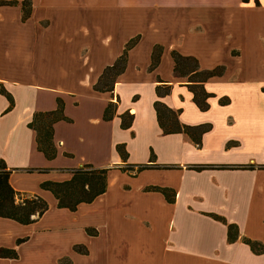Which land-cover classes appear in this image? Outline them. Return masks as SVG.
<instances>
[{
    "label": "crops",
    "instance_id": "0c3cea01",
    "mask_svg": "<svg viewBox=\"0 0 264 264\" xmlns=\"http://www.w3.org/2000/svg\"><path fill=\"white\" fill-rule=\"evenodd\" d=\"M138 37L113 91L97 90ZM174 52L215 73L190 82L194 73H175ZM192 86L212 95L207 111ZM158 88L170 93L160 98ZM58 100L67 120L54 124L48 160L28 125ZM158 100L182 127L210 126L201 145L163 134ZM110 103L116 113L105 122ZM126 114L133 123L122 129ZM1 161L12 187L49 210L31 225L0 218V249L18 254L0 264H264L244 243L264 246V169H217L264 166V0H0ZM88 165L109 170L107 191L75 212L58 208L41 185ZM145 165L157 167L139 172ZM207 166L215 168L192 169ZM212 215L238 226L237 242Z\"/></svg>",
    "mask_w": 264,
    "mask_h": 264
},
{
    "label": "trees",
    "instance_id": "16d2710c",
    "mask_svg": "<svg viewBox=\"0 0 264 264\" xmlns=\"http://www.w3.org/2000/svg\"><path fill=\"white\" fill-rule=\"evenodd\" d=\"M243 3H249L250 0H242ZM17 2H9V4H16ZM25 6V5H24ZM25 16L28 10L24 8ZM140 38L132 40L128 43L123 56L116 61V63L107 68L102 75L97 90L100 91H113L116 79L123 72L126 61L128 50L139 42ZM162 53V47L156 46L153 52L152 58V70L158 65L160 54ZM175 60V73L179 76L190 75V82L196 79L207 80L215 72H199L198 62L194 58L182 57L178 53H173ZM192 79V81H191ZM194 92V100L201 111H207L209 105L207 100L212 97L211 94L206 93L202 86H192ZM1 93L7 97L10 101L11 110L14 106V100L12 96L6 92L2 87ZM170 93V88H158L157 94L160 98L165 97ZM227 99L222 100V104H226ZM155 110L157 112L158 122L163 131L164 135L186 133L192 140L197 144L201 145V139L203 134L210 129V126L204 125L199 128L195 127H182L178 120V113L170 110L159 100L155 102ZM64 105L61 100H58V107L52 112H38L33 116L32 121L28 125L30 129L36 132V141L38 150L44 154L48 160H53L57 155V149L54 144V124L60 120H67L63 113ZM116 113V105L110 103L103 115L105 122L112 121ZM122 129H129L133 123V116L126 114L122 116ZM118 152L121 154L123 159L127 158V153L124 145L117 147ZM149 167L157 166H140L138 171H144ZM214 166L207 167H195L197 171L214 169ZM217 169H242V170H256L264 169V166L246 165L241 167H217ZM124 171H132V168L127 167ZM108 169H95L93 166H84L79 169H75L71 172V179L65 182H45L41 185L43 190L51 192L58 204L57 207L60 209H69L75 212L78 206L82 203H92L97 197L103 195L107 191L108 187ZM12 171L8 170L7 165L4 161L0 162V218L10 219L16 221L21 225H31L36 223L42 218L49 210L48 202L38 196H30L17 192L10 183ZM158 190V189H156ZM159 191V190H158ZM164 192V191H163ZM212 217L218 221L223 222L227 225L228 229V242L235 243L239 239V228L235 224H229L225 219L212 215ZM90 232V230H88ZM91 233V232H90ZM26 240H18L17 245H21ZM244 243L249 245L252 252L255 254H264V246L257 241L250 239H244ZM75 250L78 253L87 254L88 252L82 246H75ZM0 258L17 259L18 254L16 250L11 249H0Z\"/></svg>",
    "mask_w": 264,
    "mask_h": 264
},
{
    "label": "rangeland",
    "instance_id": "374dc122",
    "mask_svg": "<svg viewBox=\"0 0 264 264\" xmlns=\"http://www.w3.org/2000/svg\"><path fill=\"white\" fill-rule=\"evenodd\" d=\"M71 177H72V175H71ZM70 179H71V178H70ZM70 179H69V180H70Z\"/></svg>",
    "mask_w": 264,
    "mask_h": 264
}]
</instances>
